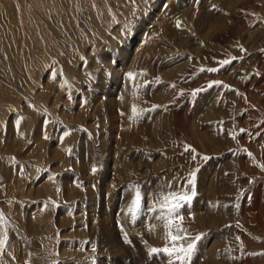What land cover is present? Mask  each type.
I'll use <instances>...</instances> for the list:
<instances>
[{
  "label": "rangeland",
  "instance_id": "obj_1",
  "mask_svg": "<svg viewBox=\"0 0 264 264\" xmlns=\"http://www.w3.org/2000/svg\"><path fill=\"white\" fill-rule=\"evenodd\" d=\"M262 49L264 0H0L7 264H167L148 254L167 241L147 205L195 169L191 264H264ZM131 185L145 194L135 223Z\"/></svg>",
  "mask_w": 264,
  "mask_h": 264
},
{
  "label": "snow or ice",
  "instance_id": "obj_2",
  "mask_svg": "<svg viewBox=\"0 0 264 264\" xmlns=\"http://www.w3.org/2000/svg\"><path fill=\"white\" fill-rule=\"evenodd\" d=\"M134 2V0H133ZM146 3L147 0H144ZM198 3L199 0H196ZM212 9L219 11L220 9L217 8L216 5L211 6ZM241 11H244L243 9ZM251 15L255 16V13H251ZM131 26V21L126 22L125 31L127 32L128 27ZM177 28L182 27V22L177 21L176 23ZM194 34V33H193ZM242 51H246L241 46ZM264 52V49L261 50ZM238 59L237 57L226 58L218 63L221 67L229 65L232 61ZM242 59V57H241ZM219 69L212 67V68H201L200 71H208V72H217ZM258 74V73H257ZM141 75H146V73H141ZM130 78H134L135 74L128 73ZM67 83V82H65ZM153 82L152 81H145L142 87L148 88ZM155 83H161L159 77L155 78ZM222 84L221 81H212L210 82L207 87L211 88L213 85H220ZM65 85H61L64 87ZM170 87L176 88L175 84H171ZM230 87V86H229ZM204 88H197L192 91L191 95L195 97L198 93L205 91ZM181 95L183 92L180 93ZM239 94V93H238ZM71 99V95L68 97ZM160 105H153L151 108L148 109H141L139 113H136L135 108H133L134 118L139 119L143 117L146 113L156 110L160 108ZM241 132H245V129H241ZM67 135V133H66ZM235 138V137H234ZM191 150L193 153L195 149L188 146L185 148V151ZM247 155L252 157V153L248 152ZM192 159H196V156L193 155ZM203 159L206 161L210 159V157L204 156ZM264 167V166H262ZM97 169L95 167L92 168V172H96ZM199 169H195L189 173L188 177L185 178V183L187 185V189L182 186L179 189L171 190L168 189L172 187L171 184H164L162 185L156 192L155 197L151 203L147 205V211L153 213V219L155 221H159L160 225L163 229L162 238L167 241V244L162 248L152 247L148 249L149 256H157L163 254L166 256L167 264H191L192 258L197 251L198 243L203 239V234H197L193 236L184 226L185 216L183 215L182 210L185 208H190L194 197L197 195L196 191V183H197V172ZM249 183H253L252 180H249ZM128 190L134 193L133 198L131 200V204L128 207L127 211L131 216V221L133 223L140 220L141 213L144 210L145 206V194L139 188V186L131 185L129 186ZM6 203H11V201H5ZM238 207V205H237ZM156 228V224H151L147 231L152 232ZM239 240V237L236 238ZM124 240L126 243H131L128 239L127 234L124 235ZM146 243V242H145ZM10 247V233H9V221L7 220L4 212L0 210V264H7L5 257H10L12 261H15V256L12 255L11 252L8 251ZM264 254V253H260ZM25 264H29L28 261Z\"/></svg>",
  "mask_w": 264,
  "mask_h": 264
},
{
  "label": "bare ground",
  "instance_id": "obj_3",
  "mask_svg": "<svg viewBox=\"0 0 264 264\" xmlns=\"http://www.w3.org/2000/svg\"><path fill=\"white\" fill-rule=\"evenodd\" d=\"M107 225V224H106ZM110 237V236H109Z\"/></svg>",
  "mask_w": 264,
  "mask_h": 264
}]
</instances>
